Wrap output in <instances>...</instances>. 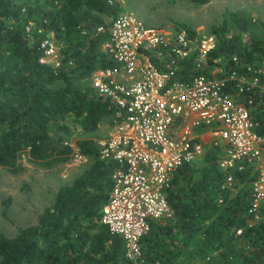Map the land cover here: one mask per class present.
Returning a JSON list of instances; mask_svg holds the SVG:
<instances>
[{"label":"trees","instance_id":"obj_1","mask_svg":"<svg viewBox=\"0 0 264 264\" xmlns=\"http://www.w3.org/2000/svg\"><path fill=\"white\" fill-rule=\"evenodd\" d=\"M119 10L116 0H0L1 166L18 171L24 152L44 164L68 161L75 124L86 135L105 118L114 123L115 106L95 93L89 76L113 64L102 47L107 32L96 27L108 26ZM257 23L262 35L251 34ZM208 33L217 41L206 67L195 68L191 57L177 72L180 79L209 73L219 62L236 68L264 56V20L245 8L226 10ZM47 36L59 45L57 67L39 61ZM250 112L255 129L264 133V94H254ZM76 139L88 165L57 187L35 224L17 227L14 235L0 232V264L129 263L122 236L100 221L113 163L100 157L95 137ZM220 156V147L210 145L201 163L184 162L173 171L167 188L172 215L155 220L143 236L146 264H264V207L257 221L250 222L248 213L256 169H232L233 182L220 201L226 174ZM194 237V247L186 249Z\"/></svg>","mask_w":264,"mask_h":264},{"label":"built area","instance_id":"obj_2","mask_svg":"<svg viewBox=\"0 0 264 264\" xmlns=\"http://www.w3.org/2000/svg\"><path fill=\"white\" fill-rule=\"evenodd\" d=\"M96 29L107 32L102 47L113 60L96 68L89 81L98 96L115 106L114 123L96 142L100 157L113 163L100 221L122 236L129 263L118 264H146L143 236L155 220L172 215L167 188L173 171L199 159L210 145L221 149L223 188L233 182L232 169L246 164L256 169L248 213L257 217L264 207V133L255 129L250 110L254 94H264V56L236 68L219 62L209 73L184 80L177 72L191 57L195 68L206 67L217 41L212 33L150 24L123 8L108 26ZM39 47L40 62L59 66L53 36L43 38ZM206 130L209 142L201 138ZM70 144L72 159L88 160Z\"/></svg>","mask_w":264,"mask_h":264},{"label":"rangeland","instance_id":"obj_3","mask_svg":"<svg viewBox=\"0 0 264 264\" xmlns=\"http://www.w3.org/2000/svg\"><path fill=\"white\" fill-rule=\"evenodd\" d=\"M122 8L132 10L147 23L164 26H182L180 24L183 23L194 29L191 32L200 34H208L211 25L219 23L225 17L226 10L245 8L253 19L264 20V0H209L202 4L191 0H122ZM261 31L263 30L258 23L251 28L253 35H262ZM111 118L102 120L94 133L86 135L75 124L69 142H74L81 136L96 139L105 136L113 124ZM201 161L197 159L195 162L199 164ZM19 162L21 168L18 171H11L0 165V232L8 235H14L19 226L35 224L42 209L52 203L57 187L71 181L89 163L88 160L83 162L71 158L68 161L44 164L29 159L25 152ZM228 188L230 186L223 188L220 183V197ZM259 218L258 215L250 222ZM194 240L195 237L187 244L186 249L194 247Z\"/></svg>","mask_w":264,"mask_h":264},{"label":"crops","instance_id":"obj_4","mask_svg":"<svg viewBox=\"0 0 264 264\" xmlns=\"http://www.w3.org/2000/svg\"><path fill=\"white\" fill-rule=\"evenodd\" d=\"M201 138L205 141V142H209L210 138H211V135L209 133V131H204L202 134H201Z\"/></svg>","mask_w":264,"mask_h":264}]
</instances>
